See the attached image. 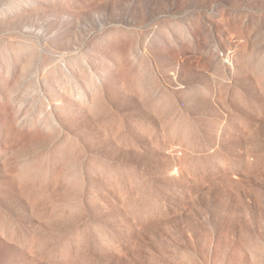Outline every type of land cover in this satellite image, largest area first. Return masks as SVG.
<instances>
[{
	"label": "rangeland",
	"instance_id": "1",
	"mask_svg": "<svg viewBox=\"0 0 264 264\" xmlns=\"http://www.w3.org/2000/svg\"><path fill=\"white\" fill-rule=\"evenodd\" d=\"M0 264H264V0H0Z\"/></svg>",
	"mask_w": 264,
	"mask_h": 264
}]
</instances>
